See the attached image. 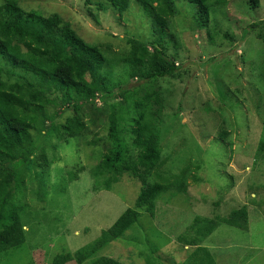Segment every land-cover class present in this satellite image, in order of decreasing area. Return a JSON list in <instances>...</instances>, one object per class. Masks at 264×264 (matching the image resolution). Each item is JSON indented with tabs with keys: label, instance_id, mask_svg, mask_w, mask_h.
<instances>
[{
	"label": "rangeland",
	"instance_id": "1",
	"mask_svg": "<svg viewBox=\"0 0 264 264\" xmlns=\"http://www.w3.org/2000/svg\"><path fill=\"white\" fill-rule=\"evenodd\" d=\"M17 1L25 11L45 17L59 15L86 43L110 46L118 54L128 51V39H152L150 16L133 0L123 14L101 4L99 26L88 17L82 0ZM175 6L179 13L168 33L176 36L177 43L176 48L168 44L167 49L181 71L179 78L162 84L167 112L162 118L165 162L160 172L169 182L179 169L197 160L199 181H187L186 194L173 190L163 193L156 201L153 218L144 214L131 230L92 260L106 257L122 264H144L150 258L156 264H179L192 248L182 247L177 238L195 217H226L245 207L250 221L248 231L222 224L201 246L209 249L215 264H264V161L261 156L256 158L264 109V86L258 81L256 63L262 61L264 50L255 36L242 39L246 27L264 19V0H260L257 10H251L246 0H229L211 13L207 28L211 42L194 26L192 5L178 0ZM212 58L215 61L208 64ZM126 69L124 65L116 66L111 78L122 80ZM206 106L213 111L199 112ZM68 116L70 111L57 122H64ZM97 120L95 114H88L81 136L61 142L49 152L47 158L54 156V160H49L48 175L43 180L49 188L41 191L40 197L35 194L38 188L32 179L39 170L27 172V195L25 192V198L14 199L12 204L15 214L27 223L26 243L10 250L0 264H48L54 256L72 254L95 241L126 209L133 207L141 185L128 174L111 191L94 190L96 183L89 175L92 149L87 143L106 134V127H99ZM223 123L231 148L215 136L216 125ZM40 138L35 146L46 145ZM68 172L77 180L70 181ZM40 250L42 257L33 256Z\"/></svg>",
	"mask_w": 264,
	"mask_h": 264
},
{
	"label": "trees",
	"instance_id": "2",
	"mask_svg": "<svg viewBox=\"0 0 264 264\" xmlns=\"http://www.w3.org/2000/svg\"><path fill=\"white\" fill-rule=\"evenodd\" d=\"M130 1L82 0V3L88 17L99 26L101 4L123 14L128 11ZM133 1L149 14L152 39L148 42L128 39V51L118 54L110 46L86 43L59 15L45 17L25 11L17 0H0V260L26 243L27 223L15 214L12 204L14 199L25 198V192L27 195L24 184L27 172L39 170H35L32 178L38 188L36 195L40 197L41 191H48L43 180L51 164V158H47L49 152L59 143L81 136L88 114H95L98 126L106 127L103 138L95 137L87 143L92 149L93 166L89 175L96 183L94 190L111 191L126 174L136 179L141 189L133 207L126 209L95 241L72 254L54 256L48 264H122L106 257L92 258L131 230L144 214L153 218L156 201L163 193L173 190L186 194L187 181H199L197 160L179 169L169 182L160 172L165 162L162 118L167 112V95L162 84L179 78L181 71L167 49L168 44L176 48V36L168 32L179 13L175 6L178 0ZM184 1L194 9V26L211 42L207 30L210 15L229 0ZM246 1L251 10L259 8L260 0ZM249 35L255 36L264 50V19L256 20L242 31L243 40ZM213 61L214 58L207 63ZM118 65L127 69L121 75L122 80L114 81L111 70ZM256 69L258 81L264 86V57L256 63ZM69 111L70 116L64 122H57ZM211 111L208 106L199 109L206 114ZM260 118L263 133L256 158L261 156L260 160L264 161V109ZM225 124L216 125L215 136L231 148ZM41 130L49 134L42 135ZM38 137L45 146H35ZM67 175L70 181L77 180L75 174ZM213 216L195 217L186 232L177 238L182 247L192 248L179 264H215L212 253L201 245L222 224L248 231L250 221L245 207L231 211L226 217ZM41 253L43 250L34 252L33 256L42 257ZM144 264L156 262L149 258Z\"/></svg>",
	"mask_w": 264,
	"mask_h": 264
},
{
	"label": "clouds",
	"instance_id": "3",
	"mask_svg": "<svg viewBox=\"0 0 264 264\" xmlns=\"http://www.w3.org/2000/svg\"><path fill=\"white\" fill-rule=\"evenodd\" d=\"M162 158H163V155H162ZM164 159V158H163Z\"/></svg>",
	"mask_w": 264,
	"mask_h": 264
}]
</instances>
